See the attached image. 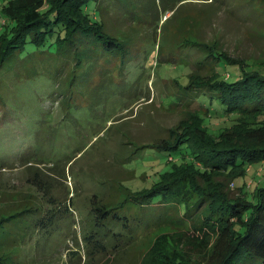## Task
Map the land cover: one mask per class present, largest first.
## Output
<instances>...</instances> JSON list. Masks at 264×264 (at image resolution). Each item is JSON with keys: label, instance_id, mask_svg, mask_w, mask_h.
<instances>
[{"label": "rangeland", "instance_id": "rangeland-1", "mask_svg": "<svg viewBox=\"0 0 264 264\" xmlns=\"http://www.w3.org/2000/svg\"><path fill=\"white\" fill-rule=\"evenodd\" d=\"M5 2L0 0V30L7 21ZM263 8L262 0H102L96 16L123 43L120 52L89 49V58L77 60L73 52L30 49L12 58L0 70V219L6 218L0 223V256L7 255V264H105L101 258L90 261L82 242L91 198L106 194L116 203L126 188L150 187L151 178L168 169L163 152L139 147L167 138L190 119L186 109L198 103H173L176 81L185 85L195 69L210 76L216 67L200 68V54H191L194 47L186 43L222 49L264 73ZM233 70L226 69L228 80L238 75ZM200 114L194 122L202 119L217 136L237 122L235 116ZM37 169L48 175L43 182L50 195L72 199L69 215L49 239L34 225L44 195L30 183ZM258 185H264V161L233 181L213 177L211 187L251 199ZM130 213L135 215L134 207ZM173 215L180 217L178 210ZM157 227L142 223L127 257L111 264H142L160 234L170 253L201 258L188 225Z\"/></svg>", "mask_w": 264, "mask_h": 264}, {"label": "trees", "instance_id": "trees-1", "mask_svg": "<svg viewBox=\"0 0 264 264\" xmlns=\"http://www.w3.org/2000/svg\"><path fill=\"white\" fill-rule=\"evenodd\" d=\"M101 1L6 0L1 9L7 21L0 30V70L12 58L31 53L30 49L73 52L71 56L77 60L88 56L89 49L107 55L120 52L123 43L96 16L101 14ZM186 44L194 47L191 54H200L196 61L200 68L216 67L210 76L195 69L185 85L176 81L179 90L172 102L184 103L185 107L198 103L186 109L190 119L170 129L167 138L139 147L151 148L155 154L163 152L168 169L151 178L150 187L126 188L125 197L116 203L107 201L106 194L91 198L82 238L90 261L101 258L111 264L114 259L123 260L142 223L159 228L171 222L188 225L186 233L194 234L192 239L203 252L201 258L170 253L165 234H160L142 264H256L258 260L264 264V185L255 188L251 199L245 193L230 198L223 187H211L213 177L233 181L244 176L253 164L264 161V73L249 69L248 62L206 43ZM228 68L237 71L232 72L238 74L233 80L225 77ZM201 111H207L209 117L235 116L237 122L221 129L217 136L202 119L194 122ZM47 178L37 169L30 183L44 194L41 207L35 210L39 217L34 225L49 239L69 215L67 207L72 199L64 202L50 195L43 182ZM45 204L52 207L43 210ZM130 207L138 213H130ZM174 210L180 217H174ZM5 220L2 217L0 223ZM51 225L54 228L49 230ZM7 261V255L0 256V264Z\"/></svg>", "mask_w": 264, "mask_h": 264}]
</instances>
